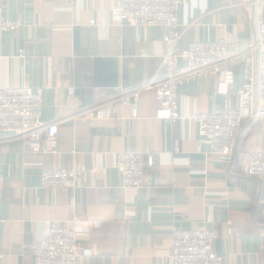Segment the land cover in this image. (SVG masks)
<instances>
[{"label":"crops","instance_id":"0c3cea01","mask_svg":"<svg viewBox=\"0 0 264 264\" xmlns=\"http://www.w3.org/2000/svg\"><path fill=\"white\" fill-rule=\"evenodd\" d=\"M242 1L189 0L178 10L183 26L189 23L179 48L222 38L248 48L256 16ZM114 2L0 0L4 16L18 23L0 44V88H42V120L62 122L57 155L34 153L25 140L0 131V264H35L33 247L50 224L75 219L100 223L79 233L81 247L94 252L78 264H173V228L197 227L216 230L222 264H264V178L246 175L241 163L244 153L264 148V119L244 122L227 158L209 154L190 118L238 107L243 67L235 69L228 95L217 92L216 77L185 82L176 120L156 117L151 88L140 92L135 112L116 102L102 119H73L164 77L167 28L114 20ZM122 151L154 153L141 187L123 186L116 168ZM74 165L86 170L77 190L41 186L45 168Z\"/></svg>","mask_w":264,"mask_h":264},{"label":"built area","instance_id":"2783aa9c","mask_svg":"<svg viewBox=\"0 0 264 264\" xmlns=\"http://www.w3.org/2000/svg\"><path fill=\"white\" fill-rule=\"evenodd\" d=\"M187 2L189 0H115L111 8L114 20L167 28L164 37L167 50L161 65L164 77L83 110L72 116L73 119H102L116 102L132 106L135 112L140 92L151 88L158 101L156 117L176 120L180 118L178 90L185 82L216 77L217 92L228 95L235 83V69L243 67L245 82L238 107L214 108L209 112H194L190 116L199 124L201 137L208 141L209 154L227 158L234 154L244 122L264 119V0L242 1L247 9L254 10L257 24V35L246 49H241L238 42L223 38L196 41L179 48L180 39L189 23L186 21L183 26L178 18V10ZM17 27L18 23L8 20L0 6V44L3 34ZM69 91L74 94L75 88ZM43 95L42 88L28 85L0 88V131L12 134L15 139L25 140L34 153L57 155L58 130L62 122L45 123L42 120ZM175 152L178 153L179 148ZM154 162L155 155L150 151L119 152L116 168L123 186L141 187L147 168H152ZM241 163L246 175L264 178V148L244 153ZM85 174L86 170L79 165L45 168L41 186L52 190H77ZM4 182L5 178L0 174V199ZM97 226L100 223L95 220L75 219L64 225L52 222L33 247L35 264H78L81 255L90 256L94 252L91 247H81L79 233ZM216 238L217 232L212 228H173V264H222L223 256L214 250Z\"/></svg>","mask_w":264,"mask_h":264},{"label":"water","instance_id":"95a60500","mask_svg":"<svg viewBox=\"0 0 264 264\" xmlns=\"http://www.w3.org/2000/svg\"><path fill=\"white\" fill-rule=\"evenodd\" d=\"M241 133H242V132H241ZM241 133L239 134L238 140H239V138H240ZM238 140H237V143H238ZM236 146H237V145H236Z\"/></svg>","mask_w":264,"mask_h":264}]
</instances>
